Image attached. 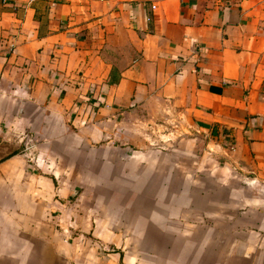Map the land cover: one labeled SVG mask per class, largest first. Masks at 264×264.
I'll return each mask as SVG.
<instances>
[{
  "label": "crops",
  "instance_id": "1",
  "mask_svg": "<svg viewBox=\"0 0 264 264\" xmlns=\"http://www.w3.org/2000/svg\"><path fill=\"white\" fill-rule=\"evenodd\" d=\"M165 122L256 195L213 244L264 264V0H0V264H59L16 218L63 207L75 154L107 167Z\"/></svg>",
  "mask_w": 264,
  "mask_h": 264
},
{
  "label": "rangeland",
  "instance_id": "2",
  "mask_svg": "<svg viewBox=\"0 0 264 264\" xmlns=\"http://www.w3.org/2000/svg\"><path fill=\"white\" fill-rule=\"evenodd\" d=\"M164 125L160 131L154 123L141 125L143 138L121 146L123 153L115 147L107 167L81 166L75 154L80 167L63 170L69 190L63 207L51 202L50 214L31 223L16 218L18 230H27L19 222L29 225L25 241L40 242L32 255L46 250L59 264H232L231 249L214 247L215 230L256 195L222 171V159L194 140L192 129Z\"/></svg>",
  "mask_w": 264,
  "mask_h": 264
},
{
  "label": "trees",
  "instance_id": "3",
  "mask_svg": "<svg viewBox=\"0 0 264 264\" xmlns=\"http://www.w3.org/2000/svg\"><path fill=\"white\" fill-rule=\"evenodd\" d=\"M11 155H13V154H11ZM11 155H9V156H11ZM9 156H7V157H5V158H3V159H6V158H8Z\"/></svg>",
  "mask_w": 264,
  "mask_h": 264
},
{
  "label": "built area",
  "instance_id": "4",
  "mask_svg": "<svg viewBox=\"0 0 264 264\" xmlns=\"http://www.w3.org/2000/svg\"><path fill=\"white\" fill-rule=\"evenodd\" d=\"M148 21V20H147Z\"/></svg>",
  "mask_w": 264,
  "mask_h": 264
}]
</instances>
